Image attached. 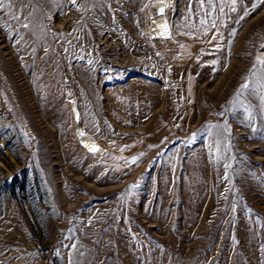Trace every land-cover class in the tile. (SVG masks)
Instances as JSON below:
<instances>
[{
  "label": "rangeland",
  "instance_id": "374dc122",
  "mask_svg": "<svg viewBox=\"0 0 264 264\" xmlns=\"http://www.w3.org/2000/svg\"><path fill=\"white\" fill-rule=\"evenodd\" d=\"M147 3L83 30L63 0H32L30 29L0 9V264H264V109L229 103L264 53V3L214 0L178 34L166 10L158 40ZM66 78L104 154L73 137Z\"/></svg>",
  "mask_w": 264,
  "mask_h": 264
},
{
  "label": "snow or ice",
  "instance_id": "6c2138e0",
  "mask_svg": "<svg viewBox=\"0 0 264 264\" xmlns=\"http://www.w3.org/2000/svg\"><path fill=\"white\" fill-rule=\"evenodd\" d=\"M19 2L21 5V8L19 9L21 14L12 13L11 9L12 7ZM64 5H70L72 8L76 9L81 13V21H78L80 23L81 29L85 27V25L88 23L89 20L92 21H98L100 19V15L103 13H112V23H116L115 15L114 13L117 11L123 12V9L121 7L122 3L126 2V0H63ZM181 0H149V3L145 4L143 7H141L140 11L145 12L146 9L149 7H152L153 4L159 5V11L157 15L161 18H164L166 16V10H171L172 12H180L181 16L183 17V24H181L179 21H173L172 22V28L175 30V32L178 34L181 31L182 27H187L188 21L193 16L200 15L201 11L207 8V11H204L205 17H210L211 12L214 9V0H183L184 7L182 10L179 9L178 5L180 4ZM228 2V0H221V3ZM232 10H236V3L237 0H230ZM261 3H264V0H261ZM27 7H31L32 11H27V13H24V9ZM257 5H253V9H255ZM0 9H6L8 13L11 16V20H14L18 23H20V26L22 29H30L32 27V18H33V12L36 10V6L32 4V0H27V4H25V0H0ZM218 10L223 13L224 9L223 7H219ZM85 13H87V17H85ZM248 13L245 12V15ZM244 17H241L243 19ZM152 20V23L155 24V28H153V31L158 30V35L162 39H168L171 37L172 32L170 31V22L167 19L163 20V23L156 24L154 18H150ZM205 19L199 20L200 26L206 25ZM14 27V25H5L3 23H0V29H7L9 27ZM212 28L216 27L215 21H212L211 23ZM203 34H207L208 29L206 27H201L200 29ZM71 35V33L69 34ZM65 42L68 43L69 48H65L64 51L68 52L69 49H73L75 47H78L79 45H73L70 40H67V38H64ZM75 39L78 41L80 38L77 36ZM212 39H217L216 37H213ZM21 41H23V37H21ZM183 47V45H181ZM261 47H264L262 45ZM216 50H219V47L217 46ZM48 49L45 48V52H47ZM159 55V53H158ZM245 82L240 85V88L237 89V92L233 99L229 101L230 104L238 106L236 110V114H239V108H243L245 112H248L249 117H251L250 109L252 107L250 100L257 95H259L260 100V106L262 109H264V53L257 54L252 68L249 69V75L245 76L244 78ZM247 94V95H245ZM248 101V102H246ZM209 129L216 127L220 128L219 125H207ZM223 132L227 133L229 132L228 127L225 125L223 126ZM81 136H83V133H80ZM87 147V145H85ZM90 151L96 152L98 149L93 146ZM242 159H246L242 157ZM135 163V160L133 161ZM225 180H230L228 176L227 169L231 168V164H225ZM139 183L133 184L129 187L128 192L131 193L133 189L138 188ZM235 211V209H233ZM135 239V237H133ZM69 247L73 250L77 249V245L75 243L69 245ZM83 255V253H81ZM69 264H73V262L70 260Z\"/></svg>",
  "mask_w": 264,
  "mask_h": 264
},
{
  "label": "bare ground",
  "instance_id": "6f19581e",
  "mask_svg": "<svg viewBox=\"0 0 264 264\" xmlns=\"http://www.w3.org/2000/svg\"><path fill=\"white\" fill-rule=\"evenodd\" d=\"M171 2V0H169ZM159 11V5L158 4H153L152 7H149L147 10V26L143 28L144 34H146L149 38L151 39H162L158 35V30L153 31V28H155V24L152 23V20L150 18H154L156 24H161L163 23V20L166 19V16L164 18H161L157 15ZM70 20V19H69ZM171 31V28H170ZM172 32V31H171ZM172 37V35H171ZM170 37V38H171ZM65 94L68 98L69 106H70V111H71V117L74 122L73 129H72V134L73 137L78 141L80 146L86 150L88 153H100L104 154L105 152L108 151V148L102 144L101 141L95 139L92 135L87 133L84 128L79 124V118H80V113L78 108L76 107L75 99L71 96V92L69 89L70 86V80L66 78L65 80ZM80 133H83V136L80 135ZM87 145V147L85 146ZM95 146L98 151L92 152L90 149ZM133 158V157H132Z\"/></svg>",
  "mask_w": 264,
  "mask_h": 264
}]
</instances>
